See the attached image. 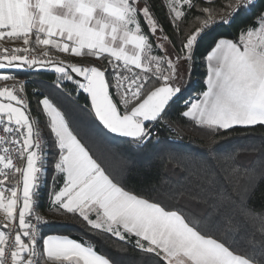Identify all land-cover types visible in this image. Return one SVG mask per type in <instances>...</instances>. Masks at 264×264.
Wrapping results in <instances>:
<instances>
[{
	"label": "snow or ice",
	"instance_id": "obj_1",
	"mask_svg": "<svg viewBox=\"0 0 264 264\" xmlns=\"http://www.w3.org/2000/svg\"><path fill=\"white\" fill-rule=\"evenodd\" d=\"M155 7L152 0H0V41H22L0 47V264H117L83 240L41 236L46 222L38 207L49 155L61 181L50 203L97 235L132 244L149 264H264V204L253 205L257 191L264 201V147L256 150L257 164L244 165L236 151L180 152L157 128L172 129L167 116L184 89L180 68L194 65L198 53L204 90L181 116L210 138L236 126H264V6L169 0L161 7L168 9L170 31ZM234 24L235 38L217 33ZM154 47L163 54L153 55ZM52 50L101 63L53 62ZM25 68L54 69L57 89L75 85L73 92L89 102L92 123L123 138L121 146L107 155L94 150L59 98L44 95L34 116L24 82L7 71ZM149 148L182 173L169 189L176 206L131 183L150 167Z\"/></svg>",
	"mask_w": 264,
	"mask_h": 264
},
{
	"label": "trees",
	"instance_id": "obj_2",
	"mask_svg": "<svg viewBox=\"0 0 264 264\" xmlns=\"http://www.w3.org/2000/svg\"><path fill=\"white\" fill-rule=\"evenodd\" d=\"M169 0H152L156 6L155 12L159 17L165 29L169 30L168 21L165 19L168 9L161 7L166 5ZM257 10L264 6V0H256ZM239 24V21L237 22ZM237 24L231 27L222 26L217 29L218 34H222L228 38H235L237 34ZM203 51V49H201ZM154 54H163L157 52L155 47ZM86 56V55H85ZM84 56V57H85ZM84 57L80 58L81 63L87 62ZM92 65H98L100 60L88 61ZM106 63V62H105ZM17 75L24 77L25 91L30 101L31 110L34 114L38 112V101L44 95H50L54 99L59 98L63 105L72 112V118L79 125L82 136L91 137L86 142L89 143L94 150H99L100 154L107 155V150L118 149L121 146L123 138L116 137L108 133L106 130L92 123L89 118L88 110L85 105L88 100L84 94L77 95L73 92L75 85L71 82H63L61 88L55 87L58 74L51 68H33L10 70ZM206 77V67L198 53L196 63L187 67L184 75V89L180 99L173 105L172 110L167 116V120L173 122L174 132L170 133L163 126H158L161 139L178 146L180 152H191L201 155H207L210 147L217 152L239 153L241 162L244 165H255L258 163L259 150L264 147V126L256 125L251 127L236 126L233 130H219L214 137H209L208 130L197 126L194 121L181 116V111L187 101L195 99L201 91L204 90V80ZM47 118L41 116L39 121L43 125ZM47 139V133L45 132ZM95 141V143H94ZM168 141V140H167ZM50 143V141H49ZM49 152L54 149L48 148ZM145 156L150 160V167L142 170V176L131 183L135 186L136 191L144 196L152 199L160 200L169 206H176V201L170 198L169 189L174 187L181 180L182 173L180 170L170 167L166 154H153L151 148L145 150ZM53 157L49 155L46 180L41 189V198L39 200L38 210L44 214L46 223L41 224V232L43 237L50 234L65 235L76 240H83L91 245L100 253L109 256L117 261V264H149L150 257L135 249L132 244L119 241L110 234L97 235L94 230H90L84 225L79 218L73 217L72 214L65 213L63 210L57 209L50 203V194L53 189H58L61 181L57 174L52 170L51 160ZM264 191V185L261 186ZM264 201L261 200V191H257L253 205L259 209ZM180 207L186 210L201 212L202 209L188 203L180 201Z\"/></svg>",
	"mask_w": 264,
	"mask_h": 264
},
{
	"label": "built area",
	"instance_id": "obj_3",
	"mask_svg": "<svg viewBox=\"0 0 264 264\" xmlns=\"http://www.w3.org/2000/svg\"><path fill=\"white\" fill-rule=\"evenodd\" d=\"M16 41H17V40H15V41H12V40L0 41V47H8V48H12V47H20V46H22L21 44H20V45L13 44V43L16 42ZM18 41H19V40H18ZM42 50H43L42 48H40V49L37 48V53L39 54ZM51 59H52L53 62H55V61H57V60L60 61L59 56H58L57 54H55V53H53V54L51 55ZM7 71L10 72L11 74L15 75L19 81H23V82H24V85H25L26 79H25L24 77H21V76L17 75L16 73L12 72V71H9V70H7ZM137 71H138V70H137ZM8 83H12V82L9 81ZM22 95H24V96L26 97V100H27V102H28L29 105H30V101H29V98H28V96H27V94H26V91H25L24 93H22ZM30 111L32 112V110H31V106H30ZM32 113H33V112H32ZM33 115L35 116L36 114L33 113ZM39 123H40V121H39ZM40 124H41V123H40ZM158 126H159V125H158ZM158 126H157V128H158ZM160 126H163L164 128H166L170 133L174 132V130H175L173 127H172V129L170 130L168 127H166V126H164V125H160ZM44 136H45V133H44ZM45 138H46V136H45ZM167 140L170 141V140H172V138H171V137H168ZM46 151H48V149H46ZM43 185H44V184H43ZM43 185H42V187H43ZM41 189H42V188H41ZM38 211H39V210H38ZM39 214L45 219V216H44L43 213H41V212L39 211ZM34 222H35V221H34ZM2 223H4V219H3L2 217H0V224H2ZM41 224H42V223H41ZM41 224L39 225L40 232H41ZM41 236L43 237L42 232H41Z\"/></svg>",
	"mask_w": 264,
	"mask_h": 264
},
{
	"label": "crops",
	"instance_id": "obj_4",
	"mask_svg": "<svg viewBox=\"0 0 264 264\" xmlns=\"http://www.w3.org/2000/svg\"><path fill=\"white\" fill-rule=\"evenodd\" d=\"M13 44H17V45H20L21 44L22 45V41L21 40H19V41L17 40ZM40 48H42V47H38V49H40ZM52 52L55 53V54H57L59 56L60 61L63 62L64 64H68V63L73 62L75 60L81 66H88V65H85L84 63H81V61H80V58H82L84 56H82L80 58H74V57L71 56L70 53L69 54L58 53V52H55V50H52ZM84 60H86V61L91 60V61H97L98 62V59L97 58H95V57H89V56H85L84 57ZM205 79H206V77H205ZM0 217H2L4 219L3 213H0ZM50 235H57V234H50ZM59 236H65V235H59ZM69 238H71V237H69Z\"/></svg>",
	"mask_w": 264,
	"mask_h": 264
},
{
	"label": "rangeland",
	"instance_id": "obj_5",
	"mask_svg": "<svg viewBox=\"0 0 264 264\" xmlns=\"http://www.w3.org/2000/svg\"><path fill=\"white\" fill-rule=\"evenodd\" d=\"M153 55H156V54H154V53H152ZM161 54V53H160ZM89 61H91V60H89ZM85 65H88V66H91V64L90 63H88V61L85 63V62H83ZM92 66H94V65H92ZM186 69L187 68H184V67H181L180 68V72H181V74L184 76L185 74H186ZM11 70H15V69H11Z\"/></svg>",
	"mask_w": 264,
	"mask_h": 264
},
{
	"label": "water",
	"instance_id": "obj_6",
	"mask_svg": "<svg viewBox=\"0 0 264 264\" xmlns=\"http://www.w3.org/2000/svg\"><path fill=\"white\" fill-rule=\"evenodd\" d=\"M111 134V133H110ZM111 135H113V136H116V137H119L118 135H116V134H111ZM121 138V137H120Z\"/></svg>",
	"mask_w": 264,
	"mask_h": 264
}]
</instances>
